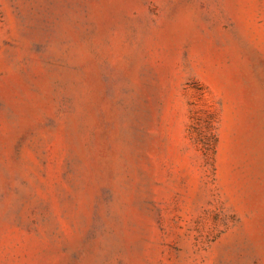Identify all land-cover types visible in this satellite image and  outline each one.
Wrapping results in <instances>:
<instances>
[{"label":"rangeland","instance_id":"374dc122","mask_svg":"<svg viewBox=\"0 0 264 264\" xmlns=\"http://www.w3.org/2000/svg\"><path fill=\"white\" fill-rule=\"evenodd\" d=\"M0 264H264V0H0Z\"/></svg>","mask_w":264,"mask_h":264}]
</instances>
